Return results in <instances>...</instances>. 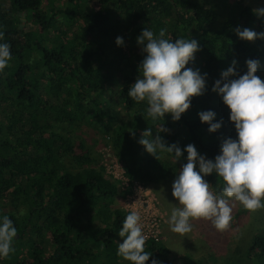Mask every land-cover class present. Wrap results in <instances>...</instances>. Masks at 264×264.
Returning a JSON list of instances; mask_svg holds the SVG:
<instances>
[{"label":"trees","instance_id":"obj_1","mask_svg":"<svg viewBox=\"0 0 264 264\" xmlns=\"http://www.w3.org/2000/svg\"><path fill=\"white\" fill-rule=\"evenodd\" d=\"M80 1L0 0V31L11 46L9 64L0 71V216H9L17 228L14 251L0 264H129L117 255L129 213L113 205L116 182L84 140H73L63 129L88 118L101 121L126 172L149 185L164 180L169 166L159 157L162 151L150 154L139 143L145 130L166 146L183 150L193 144L214 159L224 139L236 138L230 109L212 91L214 82L234 60L237 75L245 74L249 59L259 62L257 75L264 81V41L236 34L239 27L264 30V18L249 7L215 30L216 11L192 0H97L98 10H92L91 0L80 9ZM61 17L83 28L76 44L64 40ZM144 28L157 35L164 29V38L173 41L198 42L199 51L186 67L207 73L206 90L191 98L179 121L171 114L152 120L146 102L127 94L143 60L137 37ZM117 37L123 46H117ZM207 110L223 121L216 133L199 119ZM122 111L127 123H119ZM204 179L221 193V178ZM145 251L151 255L147 264L190 262L160 239H147ZM241 264H264L263 235L254 237Z\"/></svg>","mask_w":264,"mask_h":264},{"label":"clouds","instance_id":"obj_2","mask_svg":"<svg viewBox=\"0 0 264 264\" xmlns=\"http://www.w3.org/2000/svg\"><path fill=\"white\" fill-rule=\"evenodd\" d=\"M264 16V8L254 10ZM237 36L246 41L264 39V32L256 33L248 28L236 30ZM165 30L158 35L144 28L137 37L143 60L138 67L139 75L127 94L137 102H146L147 117L152 120L171 114L179 121L191 106V98L206 90L207 73L186 67L199 51L195 39H166ZM117 46H123L122 37L116 38ZM11 59V46L0 31V71ZM247 72L237 75V62L220 73L212 91L220 96L230 109L229 120L234 125L236 138H226L220 144L214 159L198 153L193 144L182 150L178 145L166 146L159 135L153 136L149 128L142 133L139 143L150 154L158 151L170 153L180 161L187 153L172 183V196L178 202L169 216V227L174 233L184 234L192 229V221H211L217 230H224L231 219L230 199L240 202L247 209L262 206L264 201V81L257 75L259 62L247 60ZM235 77V78H233ZM210 133H216L223 121H217L212 110L198 113ZM134 135V133H133ZM215 174L223 180L221 194L217 195L204 179ZM17 228L7 215L0 216V259L14 251L12 244ZM122 242L118 243L117 255L129 264H147L150 258L145 251L146 236L141 217L136 211L126 215L119 231ZM151 264H158L152 260Z\"/></svg>","mask_w":264,"mask_h":264},{"label":"rangeland","instance_id":"obj_3","mask_svg":"<svg viewBox=\"0 0 264 264\" xmlns=\"http://www.w3.org/2000/svg\"><path fill=\"white\" fill-rule=\"evenodd\" d=\"M90 1V0H89ZM212 7L217 13V20L213 25L215 30L220 29L227 20H238L243 8L253 10L264 8V0H192ZM60 7V3H58ZM80 9L86 8L87 1L78 2ZM92 10H98L100 5L97 0H91ZM64 9L67 10L66 7ZM50 14H53L50 13ZM264 18V16H261ZM69 18L61 17L58 23L67 31L66 42L80 41V32L83 28L68 21ZM76 26V27H75ZM239 29H244L239 27ZM248 29L253 30L252 27ZM124 31V30H123ZM260 33L264 32V30ZM54 32V31H53ZM72 32L78 33L72 37ZM83 35V34H82ZM264 41V39H261ZM255 41V40H254ZM128 52L127 48H124ZM127 67V66H126ZM125 67V68H126ZM119 123H127L129 116L124 111L119 117ZM101 121L91 118L77 122L73 127L63 129L73 140L82 138L85 146L96 163L102 165L109 173L118 187V193L113 205L128 213L136 211L141 217V225L144 234L150 228L147 217L155 219L153 232L158 239L164 241L175 255L188 257L189 264H241L247 261V253L255 236H264V201L262 206L255 209H247L234 199L229 200L232 208L231 219L224 230H217L211 221L204 219L193 220L192 229L188 233L178 234L170 230L169 216L173 207L178 203L172 196V183L176 173L186 163L185 152L180 161H175L174 156L166 152H160L159 157L169 166L166 177L160 182L146 185L138 179L132 178L125 166L117 156L113 136L106 134ZM117 126V125H116ZM70 129V130H69ZM71 129H73L71 131ZM116 175V177H115ZM211 186V185H210ZM211 189L217 195L221 194L212 186ZM183 261H179V264Z\"/></svg>","mask_w":264,"mask_h":264},{"label":"built area","instance_id":"obj_4","mask_svg":"<svg viewBox=\"0 0 264 264\" xmlns=\"http://www.w3.org/2000/svg\"><path fill=\"white\" fill-rule=\"evenodd\" d=\"M106 170V169H105ZM107 172V171H106ZM108 175H110L109 173H108ZM111 176V175H110ZM113 176V175H112ZM111 176V177H112ZM115 177H116V175H115ZM113 178V177H112ZM125 211H127V210H125ZM152 217H147V220H148V224H149V226H150V228L148 229V232L145 234V236H146V240L147 239H149V238H155V239H158V237L156 236V234L153 232V227H155L156 226V224L154 223V220L155 219H151Z\"/></svg>","mask_w":264,"mask_h":264}]
</instances>
